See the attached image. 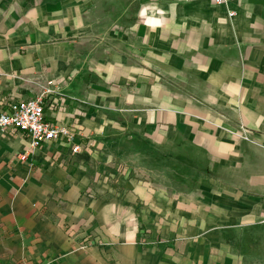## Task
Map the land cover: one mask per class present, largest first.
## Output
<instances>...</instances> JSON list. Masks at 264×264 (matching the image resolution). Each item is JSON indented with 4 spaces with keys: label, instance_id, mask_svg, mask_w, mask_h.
Masks as SVG:
<instances>
[{
    "label": "crops",
    "instance_id": "obj_1",
    "mask_svg": "<svg viewBox=\"0 0 264 264\" xmlns=\"http://www.w3.org/2000/svg\"><path fill=\"white\" fill-rule=\"evenodd\" d=\"M41 95L81 149L0 129V264H264V0H0V97ZM132 137L214 165L175 192Z\"/></svg>",
    "mask_w": 264,
    "mask_h": 264
},
{
    "label": "rangeland",
    "instance_id": "obj_2",
    "mask_svg": "<svg viewBox=\"0 0 264 264\" xmlns=\"http://www.w3.org/2000/svg\"><path fill=\"white\" fill-rule=\"evenodd\" d=\"M126 141L131 146L129 150L132 154L125 157L129 161L135 158L132 162L144 169L136 174L140 178L159 180L175 192L195 186L200 176L210 172L214 165L203 151L196 149L185 137L171 140L161 147L147 145L136 137ZM137 152L140 154L136 155Z\"/></svg>",
    "mask_w": 264,
    "mask_h": 264
},
{
    "label": "built area",
    "instance_id": "obj_3",
    "mask_svg": "<svg viewBox=\"0 0 264 264\" xmlns=\"http://www.w3.org/2000/svg\"><path fill=\"white\" fill-rule=\"evenodd\" d=\"M227 1L229 0H214L215 3ZM50 83H53V80ZM45 106L42 95L18 99L0 97V129L12 127L24 132L31 147L62 139L72 144V152L79 151L81 145L74 142L73 128L49 120L45 114Z\"/></svg>",
    "mask_w": 264,
    "mask_h": 264
}]
</instances>
